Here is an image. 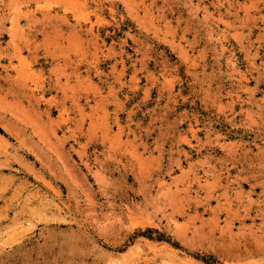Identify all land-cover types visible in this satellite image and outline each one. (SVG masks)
Here are the masks:
<instances>
[{
    "label": "rangeland",
    "instance_id": "rangeland-1",
    "mask_svg": "<svg viewBox=\"0 0 264 264\" xmlns=\"http://www.w3.org/2000/svg\"><path fill=\"white\" fill-rule=\"evenodd\" d=\"M0 264H264V0H0Z\"/></svg>",
    "mask_w": 264,
    "mask_h": 264
}]
</instances>
